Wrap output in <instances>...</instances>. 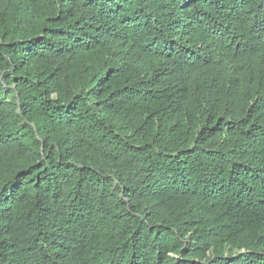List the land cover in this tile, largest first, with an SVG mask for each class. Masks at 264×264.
Listing matches in <instances>:
<instances>
[{
	"label": "trees",
	"instance_id": "1",
	"mask_svg": "<svg viewBox=\"0 0 264 264\" xmlns=\"http://www.w3.org/2000/svg\"><path fill=\"white\" fill-rule=\"evenodd\" d=\"M0 264H264V0H0Z\"/></svg>",
	"mask_w": 264,
	"mask_h": 264
},
{
	"label": "rangeland",
	"instance_id": "2",
	"mask_svg": "<svg viewBox=\"0 0 264 264\" xmlns=\"http://www.w3.org/2000/svg\"><path fill=\"white\" fill-rule=\"evenodd\" d=\"M224 71V69L222 71H219L218 73H216L217 71L214 70V71H211V72H201L197 75L196 79L202 89V93L205 92L206 95H207V89L209 88V86L212 84V83H215L217 84V86H219L220 88H223V80L224 81H227V78L228 76L231 77V73L229 75H224L225 77L221 76V73ZM216 76L217 79H214L216 80L214 82L213 80V77ZM228 85V84H227ZM226 85V86H227ZM202 93H199L202 94Z\"/></svg>",
	"mask_w": 264,
	"mask_h": 264
}]
</instances>
